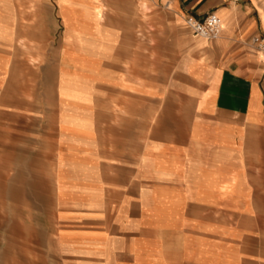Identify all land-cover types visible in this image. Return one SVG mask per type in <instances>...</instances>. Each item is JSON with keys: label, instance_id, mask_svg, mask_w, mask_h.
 I'll use <instances>...</instances> for the list:
<instances>
[{"label": "crops", "instance_id": "1", "mask_svg": "<svg viewBox=\"0 0 264 264\" xmlns=\"http://www.w3.org/2000/svg\"><path fill=\"white\" fill-rule=\"evenodd\" d=\"M92 1L67 0L59 5L54 0L61 21L66 18L78 27L68 40L76 46L86 40L81 78L63 85L59 93L58 130L64 137L60 146L74 164V157L96 149L94 115H131L129 126L116 127L114 139L130 151L131 159L123 158L121 167L128 171H120L114 186L121 200L116 225L103 228L101 202L96 197L84 199L82 219L99 228L83 235L80 254L91 264H264V56L251 45L256 35L264 37V0H168L167 8L179 17L202 21L215 14L226 28L216 39H202L204 43L186 36L181 41L184 49L177 60L180 79L175 87L190 104L189 115L164 110V137L156 140L153 128L141 160L140 104L143 115H154L155 97L149 83L144 95L137 75L122 70L123 55L132 68L137 66L138 36L117 27L114 0L106 3L113 10L109 23L100 28L101 5ZM186 25L180 22L178 27L186 30ZM188 30L193 39H201ZM119 70L120 76L113 78L112 72ZM8 109L3 115H11ZM92 157L83 163L93 169L88 183L95 194L104 187L97 185L103 176L96 178L100 169ZM106 175L110 180L111 173ZM144 180H153L158 187L139 191ZM111 185L105 182L107 192ZM58 191L61 196L59 186ZM155 208L167 216L201 217L197 224L180 222L178 229L176 225L170 229L182 232L175 256L167 252L165 237L154 234L168 230L152 224ZM190 229L194 237L187 234ZM77 242L72 236L66 246L74 251Z\"/></svg>", "mask_w": 264, "mask_h": 264}, {"label": "rangeland", "instance_id": "2", "mask_svg": "<svg viewBox=\"0 0 264 264\" xmlns=\"http://www.w3.org/2000/svg\"><path fill=\"white\" fill-rule=\"evenodd\" d=\"M111 1L98 0L102 12L100 28L109 23L113 9L106 3ZM113 2L118 12L117 27L138 36L137 66L132 68L123 55L122 70L137 75L144 95L149 83L155 97L154 115H143L140 104L138 159L141 160L147 139H152L148 133L154 128L156 140L164 137V116L161 115L164 110L189 115L190 104L180 98L175 87L180 79L177 60L180 50L184 49L181 41L185 36L191 41H205L193 39L187 25L186 30L178 27L180 22H186V17H179L168 9V0ZM57 3L62 5L67 0H57ZM143 4L146 7L142 8ZM221 21L224 30L226 24ZM75 28L78 29L68 19L61 21L54 0H0V264L93 263L80 254L84 247L83 235L99 228L81 217L86 198L96 197L101 202L103 228L117 223L116 211L121 207V200L114 186L120 171H128L121 164L123 158L131 159V153L116 145L115 129L120 125L129 126L131 115H94L96 149L84 157L82 153L74 157V164L69 152L67 155L60 146L64 137L58 130L59 93L63 85L81 78L79 68L84 63L85 38L77 46L68 40ZM91 51L96 53L98 49L92 46ZM112 73L114 78L121 71ZM4 109L11 115H3ZM6 144L10 145V151L4 149ZM89 155L100 169L99 176L95 177L103 176L97 185L104 190L95 194L90 188L92 184L88 183L93 179L89 176L93 169L88 170L83 163ZM140 170L146 168L140 167ZM107 171L112 175L108 178L113 180H106ZM58 177L62 179L60 184ZM105 182H112L108 192ZM142 182L145 180L140 181L139 191L145 192L146 188L151 191L153 184L158 187L153 180ZM58 186L62 188L61 196ZM152 212V224L168 229L154 234L165 237L166 250L171 256L181 249L178 246L182 232L170 229L175 225L178 229L180 222L191 226L201 221V217L195 220L191 215L167 216L156 208ZM187 234L194 237L192 230ZM72 236L78 240L74 251L66 246ZM250 251L258 252L255 248Z\"/></svg>", "mask_w": 264, "mask_h": 264}, {"label": "built area", "instance_id": "3", "mask_svg": "<svg viewBox=\"0 0 264 264\" xmlns=\"http://www.w3.org/2000/svg\"><path fill=\"white\" fill-rule=\"evenodd\" d=\"M186 23L192 33L201 39L211 40L216 39L221 33V21L215 14H208L202 21L188 16ZM251 45L259 55L264 56V37L256 35L251 40Z\"/></svg>", "mask_w": 264, "mask_h": 264}, {"label": "bare ground", "instance_id": "4", "mask_svg": "<svg viewBox=\"0 0 264 264\" xmlns=\"http://www.w3.org/2000/svg\"><path fill=\"white\" fill-rule=\"evenodd\" d=\"M217 16V15H216ZM218 17V16H217ZM219 18V17H218ZM220 19V18H219ZM220 21H221V19H220ZM222 32H223V28H222V21H221V33H220V35L222 34Z\"/></svg>", "mask_w": 264, "mask_h": 264}]
</instances>
